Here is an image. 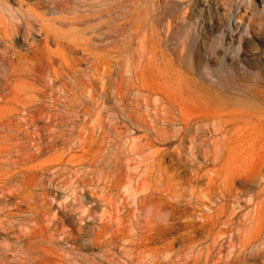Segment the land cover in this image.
Wrapping results in <instances>:
<instances>
[{"label":"rangeland","instance_id":"obj_1","mask_svg":"<svg viewBox=\"0 0 264 264\" xmlns=\"http://www.w3.org/2000/svg\"><path fill=\"white\" fill-rule=\"evenodd\" d=\"M25 3L50 68L19 40L0 67V264H233L264 226V116L223 122L264 113L231 93L264 89V0Z\"/></svg>","mask_w":264,"mask_h":264},{"label":"bare ground","instance_id":"obj_2","mask_svg":"<svg viewBox=\"0 0 264 264\" xmlns=\"http://www.w3.org/2000/svg\"><path fill=\"white\" fill-rule=\"evenodd\" d=\"M7 1H10L13 4H15L17 6V8L12 9V8H9L8 6H6L5 2H7ZM25 1L26 0H0V67H3L5 69V76H8L12 71H15L17 69V66L12 62V54H9V52H10L9 50H10V48L13 47V45L18 40L23 43L22 46H26L29 48V50H31L32 56L37 61L38 64H45L47 67H49V65H50L47 60H44V56L47 52L44 50V48L42 46V45L48 44L49 33L46 31L45 25L42 23V21L39 19V17L34 13V9L31 8L30 6H28V4L25 3ZM28 1L33 2V5L36 7L40 6L44 2L51 4L55 7L54 9L56 11H58L60 8L63 7L64 2H67V0H27V2ZM165 1L168 2V0H165ZM192 6H194V4H192ZM198 8H199V6H198ZM88 12H89V10H88ZM169 20H170V22L172 21L171 18H169ZM174 20H176V18ZM166 22L167 23H165L166 24L165 30L167 33L169 30H171V24L168 20ZM175 23H176V21H175ZM36 27H38V30L36 29ZM190 27L191 26H189V24L186 23L185 20L182 19L179 23V26L174 29L175 31L174 30H172V31H173V33H178L182 37L188 38L189 34L191 32ZM35 29L37 30V33L35 32ZM153 31H155V30L153 29ZM36 37H42V39H40V38L37 39ZM218 37H214V38H212V40L203 41L204 48H207L210 51H213V50H215V48L220 47L221 46V44H220L221 39ZM236 38L238 41L241 39L240 36H237ZM160 44H161V41H160ZM56 45H57V43H55V46ZM238 45H239V43L236 46L237 47L236 50H239ZM213 53H214V51H213ZM29 56H31V54ZM248 60L253 61L254 59L251 58ZM203 68H206V66L204 65ZM24 69H26V68H24ZM22 71H23V69H22ZM252 73H254V75L250 74L249 77L250 78L252 76L256 77L255 75H257L256 74L257 72H252ZM211 83L214 84L213 82H211ZM209 90H210V92H209L210 95L211 96L213 95L215 97L219 96V94H221V93L223 94V92L226 91L222 86L216 87V85H213ZM232 91L233 92H231V93L234 95H237V96L246 94V95H249L253 98H256V100L261 99L264 101V89L259 87L253 81H245L244 85L240 82H236ZM8 92H9V90H8ZM9 93H11V91ZM0 94H2V93H0ZM4 94H7V92ZM198 102L200 105L203 106L205 99L202 96H199L197 98V104H198ZM208 102H209V100H208ZM209 103L207 105H209ZM210 115L213 116V114H210ZM212 116H211V118H212ZM259 116H261V117L264 116V113L260 112L258 115L255 111L254 113H250V114H242V115L234 117V119L232 121L230 119L229 120L227 119L229 122L228 121L226 122L225 121L226 118H225L224 119L225 122H223L224 124L223 123H220V124H223V125L227 124V126H228L229 123L230 124H236L239 122L249 123V122H252V120L254 118L258 119ZM223 117L224 116H222V118ZM222 118L220 117V118H218V120L221 122V120H223ZM208 120H209V118H208ZM201 122H203V121H201ZM223 125L222 126L220 125L221 128L223 127ZM225 196H230V197L232 196V190L230 188H228V190H226ZM218 219L219 218L217 217L215 220L216 223H218ZM229 219H231V218H229ZM250 220H252V219L250 218ZM251 229H252L251 233H250L251 236L248 237L246 241L244 240L243 245L241 246V248L239 250V255L233 261V264H235V263L248 264L247 260L249 258H252L253 262H255L257 260L259 264H264V226L258 227L256 225H254V226H252ZM249 230H250V228H249ZM220 233L222 234V232H220ZM237 241H238V236H237ZM213 243H214V241H213ZM238 246H239V244H238ZM250 262L251 261H249V263ZM226 263H227V261H226Z\"/></svg>","mask_w":264,"mask_h":264}]
</instances>
